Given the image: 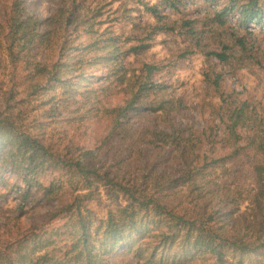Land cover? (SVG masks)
<instances>
[{
  "label": "trees",
  "instance_id": "1",
  "mask_svg": "<svg viewBox=\"0 0 264 264\" xmlns=\"http://www.w3.org/2000/svg\"><path fill=\"white\" fill-rule=\"evenodd\" d=\"M237 4L238 0H232L230 7L217 15L221 23H224L221 17ZM240 14L244 24L264 18L258 0L241 5ZM61 17L65 27L78 21L75 12L62 13ZM1 18L0 51L8 63H4L0 54V69L4 66L8 75L1 84L6 90L0 95V183L8 185L5 173L16 172L25 183L18 193L22 202L47 203L52 207L42 213L37 228L16 240L21 246L34 240L29 251H14V243L5 244L0 248V264H245L244 257L253 254L256 259L252 261L259 263L256 255L264 252V129L260 125L264 119L254 114L248 101L233 94H221L224 103L220 109L228 114V119L222 117L223 131L215 140L209 139L207 129L187 133L182 124L171 121L162 128L143 126L137 131L130 122L143 117L142 109L164 113L169 118L173 107L166 98H161L155 107L148 101L149 95L146 100L143 98L142 93L151 90L153 76V65H145L146 81L132 90L123 103L102 105L106 126L101 143L105 139L111 141L114 132L127 136L129 127L133 134L139 133L140 142L146 146L143 151L148 154L151 148H160L158 156L163 158L171 153L170 159L177 158L179 165L170 166V172L166 169L155 172L158 161H154L147 165L151 170L146 169L144 179L130 183L108 168V163L94 149L75 145L78 149L73 151L71 145L66 147L67 153H58L43 134L32 130L36 123L40 124L38 128H45L55 115H61L60 108L63 102L70 101L69 94L84 97L91 90L89 81L93 79L83 68L92 61L80 53L73 58L71 53L65 54L72 48L68 36L59 43L57 53L54 48L45 52L43 60L39 59L34 48L50 41V33L40 32L44 22L27 14L22 0H12ZM53 19L51 16L48 23L52 24ZM185 24L188 33L195 35L192 22ZM236 43L243 50L246 48L243 38H237ZM229 49L223 45L220 51L208 50L205 55L228 61ZM81 85L83 92L79 91ZM39 106L43 115L36 121L37 111L33 112ZM30 119L33 121L28 122ZM220 168L231 169V179L223 182L211 197L200 196L201 202L189 209L184 198L177 205L166 199L164 193L176 182L199 186ZM155 173L158 179L149 190L145 184ZM62 176L67 178L59 185L56 179ZM65 182L73 191L70 197L63 198ZM98 184L108 187L110 194L122 192L126 196V205L109 211L100 225H96L92 209L86 203ZM31 185L36 189L32 190ZM80 189L90 193L73 194ZM245 200L253 210L260 211L262 218L236 226L232 210ZM149 211L152 217L142 216ZM56 220L66 222L46 229V225ZM62 228L68 239L60 247L56 244L58 230ZM120 245L125 248L121 258L109 257Z\"/></svg>",
  "mask_w": 264,
  "mask_h": 264
},
{
  "label": "rangeland",
  "instance_id": "2",
  "mask_svg": "<svg viewBox=\"0 0 264 264\" xmlns=\"http://www.w3.org/2000/svg\"><path fill=\"white\" fill-rule=\"evenodd\" d=\"M22 1L27 14L35 15L44 22L40 32L50 33V41L42 45L39 43L34 48L39 53V59L43 60L45 52L54 48L57 53L59 43L68 36L72 48L65 54L71 53L70 58H73L80 53L89 59L87 61H92V64L88 63L83 68L93 79L89 81L92 82L91 90L85 92L84 97L69 94L70 101L63 102L60 108L63 113L55 115L45 128H38L40 124L37 123L32 126V130L39 135L43 134L58 153H67L66 147L71 145H74L73 151L78 149L75 145L94 149L108 163V168L132 183L144 179L146 169L151 170L147 165L154 161H158L154 165L155 172L161 169L170 172V166L179 165L177 158L170 159L171 153L163 158L158 156L160 148H151L148 155L143 151L146 146L140 142L139 133L133 134L132 128L137 131L138 127L143 126L162 128L166 122L171 121L182 124L187 133L207 129L209 139L215 140L223 131L222 117L228 119V114L220 109L224 103L220 99L222 93L225 96L233 94L248 101L254 114L264 119V18L260 22H242L241 5L248 0H238L237 6L221 17L224 23L220 22L217 15L225 7H230L232 0ZM11 2L12 0H0V23ZM258 3L264 11V0H258ZM70 12H75L78 21L65 27L60 16ZM51 16L55 19L49 24L48 19ZM187 21L192 22L195 35L188 33L189 28L185 24ZM240 37L246 43L244 50L236 43V39ZM223 45L230 47L228 61L205 55L208 50L220 51ZM1 56L7 64L6 55ZM145 65H153V76L149 85L151 90L144 91L143 98L146 100V95H149L148 101L154 107L161 98L171 100V116L166 118L164 113L160 115V112L153 113L142 109L143 117L134 118L130 122L132 128L128 127L127 136L114 132L115 137L111 141L105 139L101 143L106 126L103 122L102 105H109L108 102L123 103L132 90L146 81ZM7 75L8 71L3 66L0 69V95L6 90L1 84ZM79 91L83 92L84 86L81 85ZM234 100L233 98L232 101ZM35 112V120L39 121L43 115L41 107L33 113ZM32 119L28 122H32ZM260 125L264 129V122ZM5 175L8 176L9 184L0 183V248L14 243V251H29L34 240L23 246L17 245L16 240L26 235L28 230L37 228L42 221V213L48 211L52 205L22 202L18 193L21 190L19 187L25 186L23 179L11 170ZM66 178L62 176L56 182L60 185ZM157 179L156 173L148 178L145 185L150 187L149 190ZM230 179L231 169L220 168L212 171L199 186L176 182L164 195L175 205L181 198L188 200L186 205L189 209L192 204L201 202L200 196L211 197L213 193H217L223 182ZM30 188L36 189L34 185ZM72 191L69 183L65 182L63 198L70 197ZM79 193L90 192L85 189L73 192L74 195ZM114 194H110L108 187L98 184L97 190L86 200L87 207L92 209V218L96 225L106 220L109 211H116L126 205L125 194ZM232 212V220L236 226L252 224L262 218L260 211L253 210L248 200L239 203ZM146 214L152 217L153 213L143 212L142 216ZM65 222L66 220H56L45 227L50 229L58 227L59 224L60 227ZM64 230H58L59 237L54 235L58 239L57 246L61 247L68 239ZM122 251L125 252V248L120 245L113 256L109 257L115 260L121 258ZM256 256L259 263L252 261L256 259L254 254L244 257V263L264 264V252Z\"/></svg>",
  "mask_w": 264,
  "mask_h": 264
}]
</instances>
